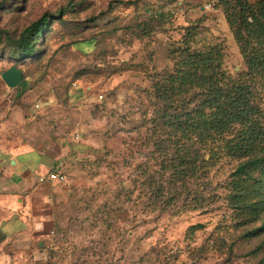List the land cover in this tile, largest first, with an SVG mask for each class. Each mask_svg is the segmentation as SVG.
Segmentation results:
<instances>
[{
    "label": "rangeland",
    "instance_id": "obj_1",
    "mask_svg": "<svg viewBox=\"0 0 264 264\" xmlns=\"http://www.w3.org/2000/svg\"><path fill=\"white\" fill-rule=\"evenodd\" d=\"M220 1L0 0V133L40 147L79 132L89 149L73 176L89 182L54 226L60 243L44 264H264V163L247 179L237 158L206 152L203 168L178 180L171 169L161 178L155 152L154 82L187 26L198 25V47L222 43L231 75L247 70ZM45 13L41 52L18 59L13 40ZM14 65L24 72L15 88L2 78ZM260 96L264 111L263 86Z\"/></svg>",
    "mask_w": 264,
    "mask_h": 264
},
{
    "label": "trees",
    "instance_id": "obj_2",
    "mask_svg": "<svg viewBox=\"0 0 264 264\" xmlns=\"http://www.w3.org/2000/svg\"><path fill=\"white\" fill-rule=\"evenodd\" d=\"M220 2L247 70L231 75L224 66L222 43L212 41L198 47V25L186 27L173 51V65L154 82L161 119L154 146L162 155L161 178L167 169L178 180L194 176L208 161L206 152L211 153L210 160L237 158L235 172L247 179L255 178L252 170L264 163V124L258 127L257 123L264 115L260 102L264 87V0ZM49 20L48 13L43 14L13 40L18 59L39 55V45L50 30ZM142 176L153 184L148 170ZM157 187V193L162 194V183ZM239 191L235 196L244 195L241 188Z\"/></svg>",
    "mask_w": 264,
    "mask_h": 264
},
{
    "label": "crops",
    "instance_id": "obj_3",
    "mask_svg": "<svg viewBox=\"0 0 264 264\" xmlns=\"http://www.w3.org/2000/svg\"><path fill=\"white\" fill-rule=\"evenodd\" d=\"M18 144L0 133V264H44L60 243L54 226L72 211L76 188L89 182L73 178L82 175L89 149L79 132L40 147ZM60 168L67 181L50 180Z\"/></svg>",
    "mask_w": 264,
    "mask_h": 264
},
{
    "label": "water",
    "instance_id": "obj_4",
    "mask_svg": "<svg viewBox=\"0 0 264 264\" xmlns=\"http://www.w3.org/2000/svg\"><path fill=\"white\" fill-rule=\"evenodd\" d=\"M2 78L9 87H18L24 78V72L21 68L14 65L2 73Z\"/></svg>",
    "mask_w": 264,
    "mask_h": 264
},
{
    "label": "built area",
    "instance_id": "obj_5",
    "mask_svg": "<svg viewBox=\"0 0 264 264\" xmlns=\"http://www.w3.org/2000/svg\"><path fill=\"white\" fill-rule=\"evenodd\" d=\"M100 98H103V95H99ZM38 106V105H37ZM75 138L76 139H79L80 138V135L79 134H76L75 135ZM63 165H61L62 167ZM48 177L50 180H56L58 182H61V183H64L67 181V175L66 173L62 170V168L60 169H56V170H53V171H50L48 173Z\"/></svg>",
    "mask_w": 264,
    "mask_h": 264
}]
</instances>
